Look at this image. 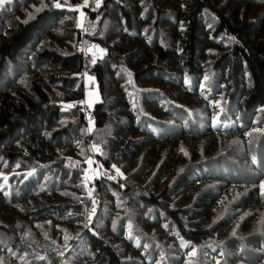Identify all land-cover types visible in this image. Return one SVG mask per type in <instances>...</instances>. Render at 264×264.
<instances>
[{
	"label": "trees",
	"instance_id": "1",
	"mask_svg": "<svg viewBox=\"0 0 264 264\" xmlns=\"http://www.w3.org/2000/svg\"><path fill=\"white\" fill-rule=\"evenodd\" d=\"M261 185L264 0L0 5V264H264Z\"/></svg>",
	"mask_w": 264,
	"mask_h": 264
},
{
	"label": "rangeland",
	"instance_id": "2",
	"mask_svg": "<svg viewBox=\"0 0 264 264\" xmlns=\"http://www.w3.org/2000/svg\"><path fill=\"white\" fill-rule=\"evenodd\" d=\"M92 5L95 6L94 3ZM83 15H84L83 12H81L80 16L82 17V19H83ZM87 82L88 83H91L92 81L87 80ZM97 99H98L97 92L96 91H92V90H88L87 95H86V99H85V102H86V104H85L86 105L85 106V111H86V113H87L88 116H91V112H90L91 111V108L93 107V104L95 102H97Z\"/></svg>",
	"mask_w": 264,
	"mask_h": 264
},
{
	"label": "built area",
	"instance_id": "3",
	"mask_svg": "<svg viewBox=\"0 0 264 264\" xmlns=\"http://www.w3.org/2000/svg\"><path fill=\"white\" fill-rule=\"evenodd\" d=\"M90 9H91V10H96V7H95L94 5H92V6L90 7ZM85 18H87V16H86ZM88 88H89V90H92V91L95 90V86H94V84H92V83L88 86Z\"/></svg>",
	"mask_w": 264,
	"mask_h": 264
},
{
	"label": "snow or ice",
	"instance_id": "4",
	"mask_svg": "<svg viewBox=\"0 0 264 264\" xmlns=\"http://www.w3.org/2000/svg\"><path fill=\"white\" fill-rule=\"evenodd\" d=\"M3 3H4V0H0V5H2ZM55 6L56 7H61V4L59 2H57ZM261 187L264 188V185H261ZM93 211H94V209H93Z\"/></svg>",
	"mask_w": 264,
	"mask_h": 264
},
{
	"label": "crops",
	"instance_id": "5",
	"mask_svg": "<svg viewBox=\"0 0 264 264\" xmlns=\"http://www.w3.org/2000/svg\"><path fill=\"white\" fill-rule=\"evenodd\" d=\"M5 1V0H4Z\"/></svg>",
	"mask_w": 264,
	"mask_h": 264
}]
</instances>
